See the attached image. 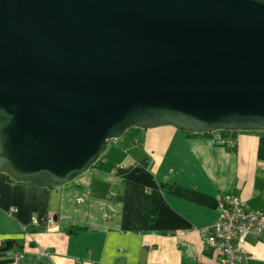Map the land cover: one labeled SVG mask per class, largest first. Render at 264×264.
Wrapping results in <instances>:
<instances>
[{"label": "water", "instance_id": "water-1", "mask_svg": "<svg viewBox=\"0 0 264 264\" xmlns=\"http://www.w3.org/2000/svg\"><path fill=\"white\" fill-rule=\"evenodd\" d=\"M162 127L264 133V0H0V173L63 187Z\"/></svg>", "mask_w": 264, "mask_h": 264}, {"label": "crops", "instance_id": "crops-1", "mask_svg": "<svg viewBox=\"0 0 264 264\" xmlns=\"http://www.w3.org/2000/svg\"><path fill=\"white\" fill-rule=\"evenodd\" d=\"M130 132L63 187L0 173V264H216L203 230L221 198L264 209V133H236L229 150L172 127ZM9 240L20 249L2 252ZM246 249L264 264V233Z\"/></svg>", "mask_w": 264, "mask_h": 264}, {"label": "built area", "instance_id": "built-area-1", "mask_svg": "<svg viewBox=\"0 0 264 264\" xmlns=\"http://www.w3.org/2000/svg\"><path fill=\"white\" fill-rule=\"evenodd\" d=\"M211 141L219 145L225 143L220 135H215ZM263 233L264 209H253L237 195L229 193L221 198L217 220L203 230V245L215 255L216 264H248L252 256L246 249L247 239Z\"/></svg>", "mask_w": 264, "mask_h": 264}, {"label": "trees", "instance_id": "trees-1", "mask_svg": "<svg viewBox=\"0 0 264 264\" xmlns=\"http://www.w3.org/2000/svg\"><path fill=\"white\" fill-rule=\"evenodd\" d=\"M215 135H220L222 137V139L224 140V142H225L222 145H219V144H215V145L226 147L229 150H235L236 149V147H237L236 133H226V132H224V134H222V135L220 133H214V134H193L191 136H193V137H201V138H208V139L211 140V139H214ZM104 161L105 160H104V157H103L102 160L99 161V163L93 169L101 168L104 165V163H105ZM8 178H9L10 181H15L11 177H8Z\"/></svg>", "mask_w": 264, "mask_h": 264}, {"label": "rangeland", "instance_id": "rangeland-1", "mask_svg": "<svg viewBox=\"0 0 264 264\" xmlns=\"http://www.w3.org/2000/svg\"><path fill=\"white\" fill-rule=\"evenodd\" d=\"M216 133H220L221 135L222 134H224V132L223 131H219V132H216ZM227 133V132H226ZM133 134H132V132H130V134H128L127 133V136H125V137H123L122 139H120L119 141H122V142H124V141H126V140H130L133 136H132ZM133 139V138H132ZM137 140V139H136ZM130 149L131 148H128V150L130 151ZM108 156H110V153H108Z\"/></svg>", "mask_w": 264, "mask_h": 264}, {"label": "bare ground", "instance_id": "bare-ground-1", "mask_svg": "<svg viewBox=\"0 0 264 264\" xmlns=\"http://www.w3.org/2000/svg\"><path fill=\"white\" fill-rule=\"evenodd\" d=\"M214 134V133H213ZM190 135H192V134H190Z\"/></svg>", "mask_w": 264, "mask_h": 264}]
</instances>
